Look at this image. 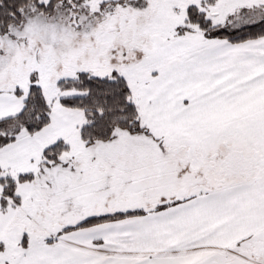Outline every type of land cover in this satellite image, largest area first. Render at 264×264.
<instances>
[{"label": "snow or ice", "instance_id": "1", "mask_svg": "<svg viewBox=\"0 0 264 264\" xmlns=\"http://www.w3.org/2000/svg\"><path fill=\"white\" fill-rule=\"evenodd\" d=\"M0 264H264V0H0Z\"/></svg>", "mask_w": 264, "mask_h": 264}]
</instances>
